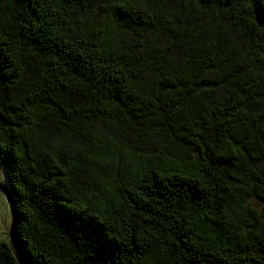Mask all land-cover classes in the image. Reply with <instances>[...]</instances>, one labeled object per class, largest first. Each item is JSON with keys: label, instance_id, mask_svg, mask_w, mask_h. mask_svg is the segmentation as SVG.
<instances>
[{"label": "trees", "instance_id": "16d2710c", "mask_svg": "<svg viewBox=\"0 0 264 264\" xmlns=\"http://www.w3.org/2000/svg\"><path fill=\"white\" fill-rule=\"evenodd\" d=\"M98 1L91 26L89 0H0V167L31 263L264 264L244 205L264 200V0ZM119 115L190 164L92 126ZM112 163L129 171L93 197ZM0 264H17L7 239Z\"/></svg>", "mask_w": 264, "mask_h": 264}, {"label": "rangeland", "instance_id": "374dc122", "mask_svg": "<svg viewBox=\"0 0 264 264\" xmlns=\"http://www.w3.org/2000/svg\"><path fill=\"white\" fill-rule=\"evenodd\" d=\"M102 13L103 9L99 7V1L89 0L88 11L84 19L89 25L95 26L102 22ZM166 34L170 36L169 32ZM230 34L234 36L233 33ZM167 36H161L157 30H154L151 34L150 41L154 45L163 46L167 41ZM125 125H130V128ZM92 126L96 127L101 133L112 136L117 145H125V151L140 152L155 156L159 159L173 158L184 165L190 164L188 152L181 147H175L173 149V143H171L169 137L163 132H158L157 124H151L149 127H145L140 132H137L139 125L135 121L119 115L116 121H110L106 124L101 123L99 120H92ZM123 130H128V134ZM113 164L99 165L92 178L90 176L86 177L87 186L91 188L93 197L96 195H108V192L104 188L105 175L107 173H111L110 180H113L111 184H115L129 171L124 163H121L117 168H114ZM259 165V168H264V161ZM0 181L5 183L2 167H0ZM259 193L264 196V189L259 190ZM7 204L4 195L0 194V239L4 240L8 239L7 233L10 223V213ZM244 205L246 212L251 211L250 216L247 217L249 221H254L257 225L264 223V200L260 199L255 192L251 191V194L244 200ZM236 213L233 207L230 208L228 216L226 217L227 221H232Z\"/></svg>", "mask_w": 264, "mask_h": 264}, {"label": "water", "instance_id": "95a60500", "mask_svg": "<svg viewBox=\"0 0 264 264\" xmlns=\"http://www.w3.org/2000/svg\"><path fill=\"white\" fill-rule=\"evenodd\" d=\"M0 187H4L7 190L8 195L4 197L6 198L7 205L10 213V223L8 227V245L17 261V264H32L27 251L24 250L23 244L17 237L16 233V225L18 222V215L15 209L14 200L12 197L11 190L8 188L6 183L0 181Z\"/></svg>", "mask_w": 264, "mask_h": 264}, {"label": "snow or ice", "instance_id": "6c2138e0", "mask_svg": "<svg viewBox=\"0 0 264 264\" xmlns=\"http://www.w3.org/2000/svg\"><path fill=\"white\" fill-rule=\"evenodd\" d=\"M0 194L5 195V196L8 195L7 190L4 187H0Z\"/></svg>", "mask_w": 264, "mask_h": 264}]
</instances>
